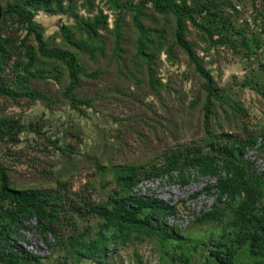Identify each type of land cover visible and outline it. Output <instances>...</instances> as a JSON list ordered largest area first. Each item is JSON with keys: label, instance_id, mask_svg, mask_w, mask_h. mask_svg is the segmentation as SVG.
<instances>
[{"label": "trees", "instance_id": "1", "mask_svg": "<svg viewBox=\"0 0 264 264\" xmlns=\"http://www.w3.org/2000/svg\"><path fill=\"white\" fill-rule=\"evenodd\" d=\"M96 1L0 0V97L41 101L51 108L49 95L37 91L31 83L49 78L61 83L67 76L68 84L62 95L74 110L83 113L82 106L92 107L93 99L78 96L82 77H98L97 73H86L83 57L95 61L105 56L107 36L104 34H110L115 44L113 55L119 61L126 52L127 16L132 18L131 26L138 32L133 62L137 70L146 68L149 82L155 88L158 83L155 60L167 36L165 29L148 28L145 22H157V15L164 19L171 16L174 40L166 52L173 55V48H180L204 79L205 136L198 144L165 152L160 166L113 165L110 170L114 185L111 189L105 186L106 195L99 202L62 181H57L55 188H19L12 181L11 169L0 163V264H49L21 243L22 232L32 229L52 253L62 254L60 264H106L114 259L117 247L144 238L155 239L165 264H193L191 250L197 251L210 242H192L167 224V219L177 214L176 205H164L135 193L140 184L152 178L166 176L187 185L191 174L194 180L197 176L216 178L208 191H217L214 209L196 217L193 223L226 222L225 232L209 254L213 262L209 263L211 259L207 257L206 264H237L244 255L254 258L253 264H264V179L247 159L251 150L264 153V126L259 132L243 127L237 135L224 130L217 103L228 104L227 91L216 85L211 71L205 68L203 59L188 40V23L203 33L208 41L206 51L240 45L250 67L258 64L261 73H264V37L240 24V19L246 18L241 17L244 11L228 0H99L117 15L113 29L102 10L94 17L81 14V9L89 15L95 13ZM39 12L67 19L57 34L63 39L61 45L67 48L45 37L43 27L35 20ZM251 18L260 20L264 30V9L259 16ZM72 47L76 50L69 49ZM243 86L249 87V83ZM229 107L247 116L241 105ZM5 109L0 107V145L17 146L18 137L26 127L6 116ZM30 129L35 131L33 125ZM46 140L62 154L73 152L69 145L61 146L57 139ZM17 154L15 151L11 156L23 159L20 154L17 159ZM92 219L97 220L96 228L79 229V222Z\"/></svg>", "mask_w": 264, "mask_h": 264}, {"label": "rangeland", "instance_id": "2", "mask_svg": "<svg viewBox=\"0 0 264 264\" xmlns=\"http://www.w3.org/2000/svg\"><path fill=\"white\" fill-rule=\"evenodd\" d=\"M228 1L243 9L241 17L259 16L264 9V0ZM81 3L78 2V6ZM96 6L92 15L82 9L81 14L94 17L102 10L108 16L110 29H113L116 13L99 0ZM224 9L228 10L227 7ZM157 18V22H145L148 28L165 29L167 36L160 54L155 58L154 73L158 80L155 88L149 82L146 68L137 70L133 62L138 32L131 26L132 18L127 16L129 28L125 34L126 52L119 61L113 55V36L104 33L107 36L105 56H99L95 61L83 57L86 73L98 74L94 79L82 77L78 96L93 99L92 107L82 106L83 113L74 110L62 95L68 84L67 76L63 77L61 83L51 78L42 82L32 81L31 85L37 91L49 95L51 108L41 101L0 97V107L6 108L4 114L19 120L26 127V131L18 137L20 143L17 146L0 145V163L11 169L15 186L55 188L57 181H62L74 191L99 202L106 195L105 186L109 185L108 189H111L114 185L110 170L113 165L134 164L147 168L160 166L165 152L202 141L205 136L204 79L180 48H173V55L167 54L166 50L174 40V21L171 16L164 19L157 15ZM35 20L43 27L46 38L55 39L59 45L63 43L62 37L57 34L60 25L67 21L65 17L39 12ZM188 28V40L203 59L205 68L211 71L216 85L227 91L228 104L217 103L224 130L234 135L241 133L243 127L259 132L264 126V95L261 93H264V73L258 72V64L250 67L245 49L240 45L220 46L206 51L208 41L203 33L189 23ZM153 37L155 41L158 40L156 35ZM69 49L76 50L74 47ZM245 82L249 83V87L243 86ZM236 103L246 111V117L233 112L229 107ZM30 125L34 126L35 131L30 129ZM47 137L59 140L61 146L69 145L73 152L62 154L55 150L46 140ZM15 151L23 159H14L11 155ZM19 154L17 159H20ZM247 159L252 163L254 171L264 179V153L251 150L247 153ZM191 175L187 185H181L166 176L152 178L140 184L135 193L161 201L164 205H176L177 214L169 217L167 224L192 242L209 241V245H201L197 251L191 250V253L193 264H206L207 257L211 259L209 263H212L210 251L225 232L226 222L195 225L193 221L214 209L217 191L212 189L209 193L208 187L216 183V178L197 176L194 180V174ZM87 226L96 228L97 220L78 223L82 231ZM22 237V245L45 258V262L60 264L63 261L62 254L52 253L35 230H24ZM253 262L254 258L249 259L244 255L237 264ZM106 264L165 263L155 239L144 238L128 246L117 247L114 259Z\"/></svg>", "mask_w": 264, "mask_h": 264}, {"label": "built area", "instance_id": "3", "mask_svg": "<svg viewBox=\"0 0 264 264\" xmlns=\"http://www.w3.org/2000/svg\"><path fill=\"white\" fill-rule=\"evenodd\" d=\"M240 24L246 25L250 31L258 32L264 37V30L261 27L260 20L255 21L252 18H241ZM264 50V45L262 51Z\"/></svg>", "mask_w": 264, "mask_h": 264}]
</instances>
